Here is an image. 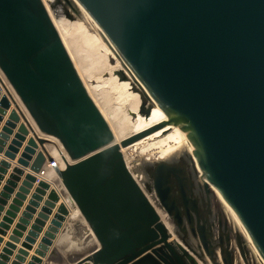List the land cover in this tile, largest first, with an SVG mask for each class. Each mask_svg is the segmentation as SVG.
Returning a JSON list of instances; mask_svg holds the SVG:
<instances>
[{
    "label": "water",
    "instance_id": "obj_1",
    "mask_svg": "<svg viewBox=\"0 0 264 264\" xmlns=\"http://www.w3.org/2000/svg\"><path fill=\"white\" fill-rule=\"evenodd\" d=\"M78 2L135 82L186 131L227 196L241 234L203 171L185 157L144 168L146 187L166 211L170 230L120 152L154 128L113 143L43 0H0V119L13 105L0 151L23 119L5 155L14 159L31 132L17 162L38 173L47 159L53 161L46 147L51 140L38 135L21 105L42 133L60 141L71 161L55 164L57 179L98 241L75 264H241L233 239L247 264H264V0ZM1 166L6 172L10 164L3 160ZM21 174L14 167L7 183ZM25 178V186L37 180ZM50 188L33 228L40 231L60 203L28 264L41 262L69 215L46 179L29 204ZM31 242L27 237L22 246L29 249ZM15 247L6 244L0 264ZM27 254L19 249L12 264Z\"/></svg>",
    "mask_w": 264,
    "mask_h": 264
},
{
    "label": "bare ground",
    "instance_id": "obj_2",
    "mask_svg": "<svg viewBox=\"0 0 264 264\" xmlns=\"http://www.w3.org/2000/svg\"><path fill=\"white\" fill-rule=\"evenodd\" d=\"M43 2L88 93L106 116L104 117L115 137L113 143H121L125 139L154 128L127 145H121L120 152L129 170L145 190L169 229H173L171 220L161 207L155 193L146 187L147 176L144 168L147 164L157 161H171L185 157L189 163H194L203 171L230 224L241 234L227 196L204 167L186 131L139 83L135 82L128 68L96 32L78 0H43ZM66 7L70 10L72 18H68L65 14ZM117 66L124 73L126 83L123 82V76L119 77L118 71H114ZM136 94L146 101L136 97ZM38 132L40 136L51 140L50 143H46V147L60 167H64L65 159L71 161L56 137L47 136L39 129ZM61 149L64 150V155ZM48 178L52 187L61 195V201L66 203L64 199L66 198L72 210L67 216L70 225L62 231L57 247L66 249L71 253L70 255L79 254L81 257L88 254L98 245L92 228L65 192L63 185L59 181L54 182L57 179L56 173H50ZM175 238L173 234L171 239ZM233 242L236 263L247 264L239 253L234 239ZM199 264L203 263L200 261ZM209 264L213 263L209 260Z\"/></svg>",
    "mask_w": 264,
    "mask_h": 264
},
{
    "label": "crops",
    "instance_id": "obj_3",
    "mask_svg": "<svg viewBox=\"0 0 264 264\" xmlns=\"http://www.w3.org/2000/svg\"><path fill=\"white\" fill-rule=\"evenodd\" d=\"M8 87L11 89L9 84ZM11 91L15 96L12 89ZM3 94H4V90H2L1 92L0 99ZM21 107L22 110L25 112V115L29 118L32 126L35 128L38 135L40 136L37 126L35 125L34 122H32V119H30L29 114L27 113L25 108L22 105ZM12 108L13 105H11V107L7 109L6 114H3L2 115L3 118L0 119V132L2 131L3 126L8 120V116ZM22 121L23 119L17 123V126L13 129V133L10 134V138L7 140L6 146L3 148V151H0V167H2L1 161L3 160L7 161L10 164V166L6 169V172L0 170V230H1L0 257L4 255L3 251L4 249H6V244L8 242L14 243L16 246L15 249L12 250L11 254L7 256L8 257L7 260H1L5 264H12V262L15 261V256L18 254L19 249H25L28 253L27 255L24 256V260L21 262V264H28L31 261L32 256L37 255L35 254V251L38 248L39 243H41V240L44 237L45 232L47 231V228L50 225L51 220L53 219L54 214L57 211V207L60 203L58 202L56 206L52 208V212L49 214V217L43 220L44 224L41 230L40 231L35 230L33 228V225H35V220L38 218V214L42 211L44 207H47L45 206V201L48 199L47 197L50 189L46 190L45 194H38V197L40 198L34 200L35 203L37 204H33V205L29 204V202L33 199L32 196L35 193V189L38 185L39 180H36L30 185L25 186L23 183L24 181H27L25 178L26 175L27 174L36 175V173L30 169V164L28 166H24L22 164H19L17 161L25 145L27 144V140L29 139V137L32 136V133L30 132V134L27 135L26 140L23 141V144L19 148V152L16 154V157L14 159L5 155V150L7 149L11 140L13 139L14 134L17 131L18 125ZM14 167H19L20 169H22L23 174H21L18 179H13L12 180L13 183L9 185L7 181L11 179L10 175L13 173ZM47 172L48 171H46V174ZM6 186L10 187L11 190L9 191L6 190L5 189ZM21 187H25V191H20ZM18 193L21 195V197L18 196ZM28 206L33 209L31 212L27 211ZM8 212L12 214L9 215L7 214ZM24 213H28V214L24 215ZM68 220L69 219L67 218L66 222L62 227V230L63 228L70 225ZM1 225H7V227L4 228ZM62 230L60 229V231ZM14 231L18 232V234H16L15 236L18 239L17 242H13L12 240H10V237L14 235ZM30 232L36 233V235H34L33 233L29 234ZM58 235L59 233L57 234V236ZM27 237L33 239L34 241L31 242V248L29 249H26L22 246V244L25 243ZM70 254L71 253H69V251H67L66 249L57 247L56 238H55L53 240V243L49 246V250H47L46 255L40 257L41 262L39 264H75L76 260L79 258L80 255L79 254L70 255Z\"/></svg>",
    "mask_w": 264,
    "mask_h": 264
},
{
    "label": "built area",
    "instance_id": "obj_4",
    "mask_svg": "<svg viewBox=\"0 0 264 264\" xmlns=\"http://www.w3.org/2000/svg\"><path fill=\"white\" fill-rule=\"evenodd\" d=\"M64 150L63 149H61V152L63 153V155L65 154L64 152H63ZM53 157V156H52ZM55 164H56V160L54 159V157H53V161H49L48 159L46 160V164H44L43 165V167H42V169L40 170V172H38V173H36V177H37V180H41V179H46V180H48V181H50L48 178H47V176L49 177V174L50 173H55ZM58 164V163H57ZM46 171H48L47 172V174H46ZM47 175V176H46ZM39 183V182H38Z\"/></svg>",
    "mask_w": 264,
    "mask_h": 264
},
{
    "label": "rangeland",
    "instance_id": "obj_5",
    "mask_svg": "<svg viewBox=\"0 0 264 264\" xmlns=\"http://www.w3.org/2000/svg\"><path fill=\"white\" fill-rule=\"evenodd\" d=\"M60 2H61V1H60ZM66 8H67V7H66ZM65 14L68 15V18H70V17L72 18V16H71L72 14L70 15V10H69L68 8H67V12H66ZM116 70L118 71V75H119V77H122V76L124 75V73H122V70H120V68H119L118 66H117V68H114V71H116ZM125 78H126V77H125ZM125 78H124V76H123V82L126 83ZM136 95H137V94H136ZM136 95H135V96H136ZM136 97H139V98L145 100V99L142 98L140 95H137ZM145 101H146V100H145ZM145 104H146V103H145ZM101 110H102V109H101ZM102 114H103V113H102ZM103 115H104V114H103ZM104 116H105V115H104ZM105 117H106V116H105ZM48 179H49V178H48ZM58 181H59L58 179H55V180H54L55 183H58ZM64 199L66 200V203H65V204H66V206L69 208V211H72V210H71V207H70V205H69V203H68V201H67V199H66V198H64ZM64 223H65V222H63V225H64ZM62 227H63V226H62ZM62 227L60 228L61 230H62ZM63 230H64V228H63ZM63 230H62V231H63ZM62 231H60V232H59V235L56 237V245L58 244V240H59V238H60V236H61V234H62Z\"/></svg>",
    "mask_w": 264,
    "mask_h": 264
}]
</instances>
